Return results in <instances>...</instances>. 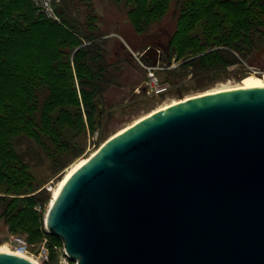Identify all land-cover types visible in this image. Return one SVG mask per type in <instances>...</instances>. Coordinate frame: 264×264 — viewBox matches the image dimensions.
<instances>
[{
  "label": "rangeland",
  "instance_id": "obj_1",
  "mask_svg": "<svg viewBox=\"0 0 264 264\" xmlns=\"http://www.w3.org/2000/svg\"><path fill=\"white\" fill-rule=\"evenodd\" d=\"M58 1L49 17L32 0H0V175L7 178L0 179V245L19 252L15 239L23 238V254L38 264H75L45 225L52 191L75 162L162 105L264 74V0H220L221 8L206 0ZM213 6L216 15L208 14ZM83 47L103 57L100 67L83 57L91 70L113 77L86 98L90 106L79 91L87 72L79 77L81 65L73 63ZM149 47L163 53L155 68L141 59ZM151 73L168 85L165 94L150 91ZM47 102H62L63 109L49 111ZM50 112L80 115L76 151L53 142L42 147L44 132L25 124L26 116L38 121Z\"/></svg>",
  "mask_w": 264,
  "mask_h": 264
},
{
  "label": "water",
  "instance_id": "obj_2",
  "mask_svg": "<svg viewBox=\"0 0 264 264\" xmlns=\"http://www.w3.org/2000/svg\"><path fill=\"white\" fill-rule=\"evenodd\" d=\"M45 225L75 264H264V88L192 98L108 140Z\"/></svg>",
  "mask_w": 264,
  "mask_h": 264
},
{
  "label": "trees",
  "instance_id": "obj_3",
  "mask_svg": "<svg viewBox=\"0 0 264 264\" xmlns=\"http://www.w3.org/2000/svg\"><path fill=\"white\" fill-rule=\"evenodd\" d=\"M30 1V0H29ZM207 2H210V5H214L215 7H223V3L220 0H206ZM144 3L146 4L145 0L141 1V6H144ZM213 7H209V9L214 8ZM59 11L62 12V6L58 7ZM152 10L151 8H146L143 11V14L145 13H150ZM208 14H212V15H216L217 12L216 11H212L209 10ZM70 23V22H69ZM68 27L72 28L71 24H68ZM8 26V25H7ZM170 43L167 44L168 45V51L170 48V45L172 43L171 41V37L169 39ZM166 45V47H167ZM168 51H167V58L169 57L168 55ZM82 56V61L79 62L81 59L79 57ZM85 60H90L91 63H94L95 66L100 67L101 63H102V58L100 53H98V51H91L90 48L88 47H83V48H78L74 55H73V63L77 68V64L81 65L80 67H78L77 73L78 72H87L85 73L86 75V79L82 80L79 83V91L80 93L83 95L84 99H85V106H87L89 103L86 102V98L88 97H92V95L95 93H97L98 91H102L103 88V84H105V86L109 83L108 81H110V78H113L112 76H110L109 73L105 74V75H101L99 72L100 69L96 68L91 70V63L90 64H86L87 62H85ZM80 60H79V59ZM146 60V59H145ZM82 62H84L82 64ZM106 67H109V65H107ZM89 70L91 71V73H88ZM79 74V73H78ZM77 74V76H78ZM89 74V76H88ZM81 76V74H79V77ZM56 85L52 84V87H55ZM58 86L57 88H55V90L57 89L58 91ZM65 87H63L61 90H64ZM47 89H49V87H47ZM74 104L77 107V103L74 102ZM90 106V104L88 105ZM55 107H60L59 109H63L62 107V102H47V104H45V106L43 108H48V110L50 111H55ZM26 125H29L30 127H32V129H36L37 128L39 130H41L42 132H44V138L43 140L39 141L41 142V146H45V142H53L55 146L59 147L60 149H62L63 151L65 150H69V149H73V151H76L77 149L75 148L76 146L74 145V140L78 137L79 133H80V127L82 124L81 122V117L80 115H74L72 118L70 117H66V116H59L58 114H54L52 112H50V114L48 115H44L43 117H41L40 120L38 121H34V119L31 116H26ZM2 121H4V117H0V122L2 123ZM97 123V121H95ZM74 128V129H73ZM74 130V132H72ZM32 131V130H31ZM2 136V135H1ZM7 138V137H6ZM3 145H1L0 143V156L3 150ZM62 155V154H61ZM55 163V166L53 167V169L55 171H57V169L59 168L58 164V159H55L53 164ZM0 164H1V160H0ZM1 166V165H0ZM2 167V166H1ZM13 169V167H11ZM7 179L5 176L0 175V179ZM4 181H2L0 183L1 186H3Z\"/></svg>",
  "mask_w": 264,
  "mask_h": 264
},
{
  "label": "bare ground",
  "instance_id": "obj_4",
  "mask_svg": "<svg viewBox=\"0 0 264 264\" xmlns=\"http://www.w3.org/2000/svg\"><path fill=\"white\" fill-rule=\"evenodd\" d=\"M222 88V87H221ZM250 88H264V74L260 75V76H256V75H247L244 80L242 81V83L236 87H224L222 89H217V90H213V91H208V92H204L202 94H198L196 96H192V97H187L184 99H180V100H174L171 101L170 103H167L165 105H162L154 110H152L151 112H149L148 114L141 116L139 118H137L136 120L132 121L130 124L126 125L125 127L119 129L117 132H115L114 134H112L104 143H106L108 140L116 137L117 135H120L121 133L125 132L126 130H128L129 128H131L132 126H134L135 124L139 123L140 121H142L143 119L149 117L150 115L157 113L159 111L165 110L173 105H177L179 103H183L186 102L192 98H198V97H202V96H206V95H213V94H217L220 92H228V91H232V90H242V89H250ZM104 143H102L100 145V147L102 145H104ZM99 147V148H100ZM95 149L93 152H91L88 156L78 160L77 162H75L68 170L67 172L64 174V176L58 181L56 187L53 189L52 194H51V198L48 204V210L47 213L50 209V207L53 205L54 201L56 200L58 194L60 193L62 187L64 186V184L66 183V181L71 177V175L77 170L79 169L82 165H84L92 156L95 155V153L98 151V149ZM47 217V214H46ZM46 217H45V224H46ZM0 253H5V254H11V255H16L18 257L24 258L30 262H32L33 264H38L35 260L30 259L29 257H27L25 254L20 253V252H14L9 250L5 245H0Z\"/></svg>",
  "mask_w": 264,
  "mask_h": 264
},
{
  "label": "built area",
  "instance_id": "obj_5",
  "mask_svg": "<svg viewBox=\"0 0 264 264\" xmlns=\"http://www.w3.org/2000/svg\"><path fill=\"white\" fill-rule=\"evenodd\" d=\"M35 8L40 14L45 16L54 17L55 6L59 2L58 0H32ZM152 68V67H151ZM150 83V84H149ZM148 87L150 91L155 95H163L168 91V85L166 83L160 82L152 73L150 74V82ZM15 244L19 249V252H24L27 248V242L23 238H16Z\"/></svg>",
  "mask_w": 264,
  "mask_h": 264
}]
</instances>
